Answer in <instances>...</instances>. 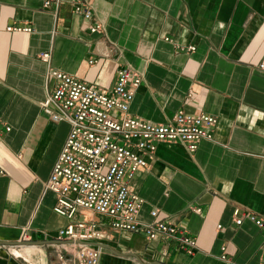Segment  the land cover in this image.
Instances as JSON below:
<instances>
[{"label": "crops", "instance_id": "1", "mask_svg": "<svg viewBox=\"0 0 264 264\" xmlns=\"http://www.w3.org/2000/svg\"><path fill=\"white\" fill-rule=\"evenodd\" d=\"M71 1L44 8L42 0H0V123L11 128L0 137V241H19L24 229L33 241H50L68 223L44 191L69 131L41 110L54 84L46 82L49 68L109 91L128 66L142 79L130 115L155 124L178 110L218 119L213 138L194 152L179 142L158 144L132 187L142 199L139 222L149 224L157 210V220L183 228L196 247L189 254L165 237L113 230L87 210L74 221L96 222L105 232L101 243L144 263L261 264L264 226L250 219L237 225L233 211L264 219V0H85L103 26L99 33ZM15 26L33 30L7 31ZM7 247L0 246V264H57L47 252L63 248L38 246L31 263ZM104 252L99 264H139Z\"/></svg>", "mask_w": 264, "mask_h": 264}, {"label": "built area", "instance_id": "2", "mask_svg": "<svg viewBox=\"0 0 264 264\" xmlns=\"http://www.w3.org/2000/svg\"><path fill=\"white\" fill-rule=\"evenodd\" d=\"M58 2L42 0V6L48 8ZM71 5L83 19L92 21L89 25L91 33L102 31L103 26L95 22L87 1L72 0ZM32 30L31 26L7 28L9 32L28 33ZM165 40L169 41V38ZM175 48L181 52L195 50L194 46L177 45ZM42 58L49 60L50 54L43 53ZM258 67L264 70V63H259ZM51 81L54 84L48 88L41 110L51 121L69 125L44 186V191H50L56 197L52 210L68 220L54 239L71 240L72 243L62 247H72L74 254L64 257L63 251L57 249L61 264H99L102 256V248L76 243L78 240L100 242L105 237L104 229L96 222L74 221L79 210L107 218L113 230L141 232L148 239L165 237L192 254L196 247L195 238L180 226L157 220V210L151 211L153 220L149 224L138 221L142 199L132 187L134 177L147 167V159L155 153L158 144L179 142L194 152L200 141L213 138L218 119L204 112L187 114L178 110L169 122L155 124L130 115L128 107L142 79L128 66L117 70L115 83L109 91L100 90L59 69L49 68L46 82ZM10 129L0 123V137ZM233 218L237 225L250 219L257 227L264 226V219L241 207L234 208ZM19 241H32L28 229L23 230ZM222 250L221 260L228 261L225 247ZM260 260L264 264V249Z\"/></svg>", "mask_w": 264, "mask_h": 264}, {"label": "water", "instance_id": "3", "mask_svg": "<svg viewBox=\"0 0 264 264\" xmlns=\"http://www.w3.org/2000/svg\"><path fill=\"white\" fill-rule=\"evenodd\" d=\"M58 244V245H64L66 243H72L71 240H57V239H51L50 241H0V246H15V247H21V245H27V246H41V245H47V244ZM78 243H84V244H88L91 246H97L100 247L104 250H109L110 252L114 253L115 255L119 256V257H132L134 258L139 264H162L158 261H151V263H144L137 254H134L132 252H118L113 250L108 244H103L101 242H97V241H93V242H85V241H81L78 240Z\"/></svg>", "mask_w": 264, "mask_h": 264}, {"label": "rangeland", "instance_id": "4", "mask_svg": "<svg viewBox=\"0 0 264 264\" xmlns=\"http://www.w3.org/2000/svg\"><path fill=\"white\" fill-rule=\"evenodd\" d=\"M33 241V240H32ZM38 246H35L34 248H31V246H28V248L27 249H25V247H23V246H21L20 247V249H19V247H15V246H13V247H7L9 250H10V252H11V254H13L14 255V253H13V249H15V250H17L19 253H20V257L22 258V257H24L25 259H27L28 261H30L31 263H33L32 262V260L33 259H36L37 257H35V256H33V255H30L34 250H36V248H37ZM61 250L63 251V253H64V257L65 256H67V255H70V256H72V254H74V249L72 248V247H69V246H66V247H64V248H61ZM102 258H103V256H104V250H102ZM35 253V252H34ZM16 257H18L17 255H15ZM37 256V255H36ZM38 257H39V255H38ZM47 257H48V260L49 261H51V259L53 258V261L56 263L57 262V264H61V262L58 260V257H57V254H56V251H54V253L52 252V253H50V252H47ZM65 259V258H64ZM37 260V259H36ZM39 260V259H38ZM71 260H72V258H71ZM123 264V263H122Z\"/></svg>", "mask_w": 264, "mask_h": 264}, {"label": "bare ground", "instance_id": "5", "mask_svg": "<svg viewBox=\"0 0 264 264\" xmlns=\"http://www.w3.org/2000/svg\"><path fill=\"white\" fill-rule=\"evenodd\" d=\"M21 246H23V247H25V249H27L28 248V246L27 245H21ZM37 246V245H36ZM13 253H14V255H17L18 257H20L21 255H20V253L17 251V250H15V249H13Z\"/></svg>", "mask_w": 264, "mask_h": 264}]
</instances>
